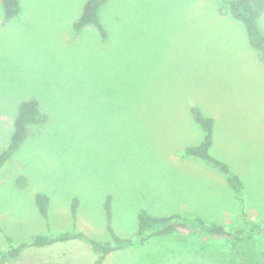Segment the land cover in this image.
<instances>
[{"label": "rangeland", "instance_id": "rangeland-1", "mask_svg": "<svg viewBox=\"0 0 264 264\" xmlns=\"http://www.w3.org/2000/svg\"><path fill=\"white\" fill-rule=\"evenodd\" d=\"M18 1V15L6 19L0 0V152L21 102L36 101L47 121L0 171V252L9 249L7 237L14 246L66 231L112 244L110 226L116 237L135 241L140 209L159 217L193 210L229 228L264 226V185L246 184L240 204L221 191L217 199L213 184L202 185L203 196L197 189L182 196L173 187L191 181L179 173L185 166L175 157L203 138L192 107L217 123L264 119V65L243 25L221 14L217 0H108L98 10L104 38L92 25L74 29L83 0ZM260 24L264 31V15ZM257 140L246 134L232 145L246 151L257 144L253 158H223L244 178L264 175V137ZM211 153L219 155L215 148ZM252 159L257 168L250 171ZM19 176L27 180L21 189ZM36 193L49 197L46 219L34 205ZM183 198L193 204L180 207ZM224 208L237 213L223 215ZM243 235L250 236H151L111 263L261 264L264 231ZM182 243L193 251L176 253ZM70 244L27 247L4 264H51L65 257L75 261L64 264H94L98 258L86 240L78 248Z\"/></svg>", "mask_w": 264, "mask_h": 264}, {"label": "trees", "instance_id": "trees-1", "mask_svg": "<svg viewBox=\"0 0 264 264\" xmlns=\"http://www.w3.org/2000/svg\"><path fill=\"white\" fill-rule=\"evenodd\" d=\"M108 0H83L82 14L78 21L74 23L75 30H81L87 25L94 26L105 37V32L99 20L98 10L101 4ZM220 3L219 11L221 14H228L241 23L245 29L249 46L259 55L260 62L264 65V31L260 24V19L264 15V0H217ZM3 14L6 19H11L18 15L20 4L18 0H1ZM190 112L194 121L201 127L204 132L203 140L196 146H187L184 148V154L189 157L198 158L207 164L217 168L225 175L226 181L233 192L239 196L242 203L243 184L238 175L233 173L228 165L216 159L210 154L212 145V134L214 120L205 116L197 107H192ZM47 121V115L38 107L34 100L23 101L18 105L17 115L14 120V131L10 137L8 145L4 151L0 152V171L5 163L20 149L25 140ZM18 188H24L27 180L24 176H19L15 180ZM111 202V198H110ZM111 204V203H110ZM34 205L37 212L43 218H47L49 210V197L42 193L34 195ZM106 213L111 217V207L109 206V197L107 198ZM77 202L71 208V214L75 220ZM138 223L136 229L135 241L129 239H120L116 237L110 226V235L113 243H99L86 237L79 232L66 231L57 235H37L29 243H20L12 245L9 237L6 242L9 244L8 251L0 252V264H4L7 258L13 259L19 256L20 252L27 247H43L52 245L57 242H65L72 239H84L88 242L91 249L97 252L99 258L94 264H102L103 258L109 252L123 249L135 243H143L151 236L166 237L175 232H187L194 236H199L207 240L216 241L217 239H228L238 241L241 238H248L250 235H243L245 232L261 233L264 226L244 225L237 228H229L224 224L206 222L195 214L183 215L172 214L165 217H159L149 214L146 210L140 209L138 212ZM245 218V217H244ZM243 218V219H244ZM135 242V243H134ZM261 264H264V250L260 252Z\"/></svg>", "mask_w": 264, "mask_h": 264}, {"label": "crops", "instance_id": "crops-1", "mask_svg": "<svg viewBox=\"0 0 264 264\" xmlns=\"http://www.w3.org/2000/svg\"><path fill=\"white\" fill-rule=\"evenodd\" d=\"M211 118H213V117H211ZM213 120H214V127H213V134H212V145H211V148L209 150L210 154L212 155L211 151L214 148L217 150L219 155H214V154L213 155L216 157V159L224 161L228 165L230 170L239 176V178L241 179L242 184H243V190H244V187L246 186V184L248 185V187H254L255 185H264V175H257L254 172L252 174L251 173L246 174V176L244 178L240 173H238L236 170H234L232 168V166L230 165V163H228V161L223 159V158H230V160L232 162H236L238 160V158H246V157L253 158L254 154L251 153V149H255V147L258 146L257 144H253V143L250 144L249 143L250 147L246 151H240V150L233 151L232 145L238 144V141L243 139L246 134H251V135L257 137L258 140L255 142L260 144V141L264 137V119H252V120H248V119H243V120H240V119H223V120H220V122L223 121L222 123H217L214 118H213ZM240 121H241V123H240ZM241 126H250V127L245 128V127H241ZM203 137H204V132H203ZM202 140H203V138H202ZM196 159L198 161H196ZM175 162L177 163V165L183 164L185 166L183 172L182 171L181 172L178 171V172L180 174H182L186 179L191 180V181L186 182V183L184 180H181V182H178V181L173 182V187L175 188L176 192H180L179 194H182V196H185L187 194L195 195V193H196L195 189L199 190V192H197V193L200 196L201 195L203 196L204 193L202 192V185H205L206 187H208L210 184H213L219 190V197L217 199H220V191H221L225 194V196L228 193L230 195V197L233 199V201L235 202V204L241 203L239 200V196H237L233 192V190L230 188V186L228 185L226 178H225V175L223 173H221L217 168L207 164L206 162H204L198 158L186 156L184 154V150H183V154L181 156L175 157ZM250 162L252 165L249 169H250V171H252L253 169H256L257 167H256V163H255L254 159H252ZM186 199L183 198L182 200L181 199L178 200L179 203H177V204L180 207H184L187 204H193V201L188 202L187 201L188 199L187 200ZM228 212L231 213L230 215H235L237 213L236 210H232L230 208H224L223 209V215L225 213H228ZM240 212L241 211H239L238 214H240ZM187 213L188 214H194V211L192 210L191 212H187ZM253 213H255V212L253 211ZM178 214H180V213H178ZM245 215H246V212L244 211V216ZM245 218H246V216H245ZM185 234H186V236L190 235L187 232H180V231L177 232V236H179V235L182 236ZM81 240L82 239H72V240H68L65 242H57V243H54L52 245H47V246H43V247H35V248L55 249L57 246L64 244V243H68V244L74 243V244H70V246L78 248L80 246H79V244H76V243H78V241H81ZM182 242H184V241H182ZM183 244L184 243L179 244L173 248V249L177 250L176 253L182 254V252L189 253V250L193 251L194 246L189 247L187 245L184 247ZM135 246L136 245H131V246H127L123 249H118V250H114L112 252H109L107 255L104 256L102 264H113V263H111V260L115 254L124 253L126 250L132 249ZM99 255L100 254H98V258H99ZM66 258L67 257H65L63 260H52L51 264H64L65 262L71 263V261L74 260V259L65 260ZM179 261H180V259H179Z\"/></svg>", "mask_w": 264, "mask_h": 264}]
</instances>
